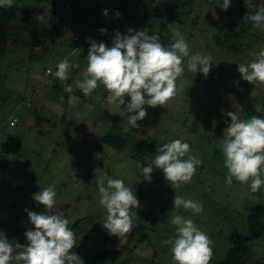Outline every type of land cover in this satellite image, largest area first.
Listing matches in <instances>:
<instances>
[{
  "label": "rangeland",
  "instance_id": "374dc122",
  "mask_svg": "<svg viewBox=\"0 0 264 264\" xmlns=\"http://www.w3.org/2000/svg\"><path fill=\"white\" fill-rule=\"evenodd\" d=\"M14 1L25 5L27 10L16 21L22 28L15 30L18 33L11 32L0 54V236L4 235L9 242L16 240L27 244L24 233L34 226L29 223L24 210L45 211L33 195L41 188L55 185L57 196L53 212H63L70 221L69 226L76 233L78 243L73 251L90 242L103 240L107 247L119 250V255L108 264H175L170 246L162 242L176 235V226L170 221L178 214L193 220L210 237L212 258L223 256L228 248L230 230L233 227L244 229L245 209L256 202L264 205V185L259 191L252 192L250 182L243 184L233 178L231 184L226 183L227 169L222 152L221 139L231 122L228 112H237L244 119L253 115L264 118V95L255 93L249 96L251 88L247 81L243 85L238 72V61L247 64L256 57L244 50L245 58H242V52L234 54L225 48L228 44H236L235 39L243 36L249 51L252 49L253 53H258L264 49V30L254 27L253 21L243 19L247 14L244 0H230L227 10L220 6L223 0H187L185 5L177 0H141L142 13L143 9L149 11L150 8L155 12L137 24L116 17L118 11L115 8H120L126 0ZM251 2L256 3L257 8L264 6V0ZM170 6L176 9L169 12L165 7ZM105 9L108 10L107 16L103 15ZM225 18L228 30L227 25L223 30L219 29L220 21ZM182 21H193L194 25L182 24ZM160 22H164L171 33L166 34L165 28L160 29ZM145 25L150 26L149 35H165L171 43L174 42L172 30H179L190 54L211 55L212 68L205 77L199 71H189L185 61V72L180 78L184 83L183 90L164 106L152 108L145 105L147 115L137 121L140 127L135 128L136 136L151 137L153 151L141 160H133L125 151H116L96 142L105 131H120L130 125L127 117L119 115V107L110 104L107 95L105 100L102 99V91L106 90L102 85L91 95L82 97L78 95L82 91L76 81L83 79L87 67V54H80V44L90 35L98 37L94 41L99 43L100 36L107 34L114 39L117 31L126 35L129 28L146 30ZM34 28L46 33L42 47L30 41V31ZM100 29L107 31L102 33ZM217 30H222L218 37ZM217 39L222 42L221 47L214 43ZM163 45L170 47L167 43ZM64 59L78 67L69 70L67 84L72 86V92L68 98L72 106L66 117L61 118L51 114L58 113L49 111L53 103L45 99L52 94L54 81H61L55 78L50 83L46 79V84H42L38 77L46 67L56 71L57 64ZM260 84L264 87V83ZM42 91L45 97L39 95ZM240 93L241 97H238ZM36 99L40 100L39 105L35 103ZM85 102L89 105L80 110ZM128 102L130 97H125V104ZM19 105V111L13 113L14 106L16 109ZM249 107H254V112L247 111ZM12 113H29L33 124L27 128L18 121L11 126L5 117ZM94 113L98 119L95 125ZM45 117L52 123L43 125ZM81 134L83 137L80 138ZM40 135L43 138H38ZM175 139L189 143V155L202 161L191 182L179 188L172 187L165 180L163 171L154 165L151 182L145 180L139 164L147 166L159 146ZM51 143L55 145L50 148ZM39 145L41 150L37 148ZM85 147L89 149L88 153L78 158ZM71 170L76 173L75 177ZM103 174L123 179L127 186L133 187L140 202V208L132 209V230L120 237L110 235L102 227L105 209L99 204L97 180ZM261 178L264 179V175ZM175 194L200 202L202 212L193 214L183 207H173ZM140 232L145 234L143 239L139 237ZM250 246L253 253L246 264H264V232L251 240Z\"/></svg>",
  "mask_w": 264,
  "mask_h": 264
},
{
  "label": "clouds",
  "instance_id": "9594fccd",
  "mask_svg": "<svg viewBox=\"0 0 264 264\" xmlns=\"http://www.w3.org/2000/svg\"><path fill=\"white\" fill-rule=\"evenodd\" d=\"M244 2L247 7L257 8L251 0ZM13 4L14 0H0V7H12ZM220 6L227 10L230 0H223ZM103 15H108L107 9ZM119 16L117 12L116 17ZM243 19L253 21L254 27L264 30V6L258 7L253 15L246 14ZM100 31L106 33L107 30ZM172 36L174 42L170 47H165L158 35L132 28L127 30L126 35L117 31L111 47L103 42L90 41L87 67L83 71V79L76 81L77 87L89 96L102 85L108 93L107 101L119 107V115L126 116L133 128H139L137 121L147 115L145 105L152 108L164 106L183 90L184 83L180 78L185 72V61L189 71H199L205 77L212 68L210 54H190L180 31L173 29ZM252 55L256 58L250 63L238 64V72L249 84L257 81L264 83V49ZM72 67L78 65L64 59L57 64L55 73L48 69V74L66 82ZM63 87L65 92H72L71 85L65 83ZM125 97H130L127 104ZM227 116L231 122L221 139L224 167L227 169L226 183L231 184L233 178L243 184L250 182V190L257 192L264 185L261 178L264 175V118L253 115L244 119L231 111ZM190 152L191 145L181 139L164 143L157 148L151 163L144 167L139 164L143 178L151 182L154 165L163 171L165 180L172 187L179 188L190 183L197 167L202 164L199 158L189 155ZM97 171L96 168L95 175ZM71 175L75 177L76 173L71 170ZM97 187L99 204L105 209L102 227L117 237L129 233L133 227L132 209L140 208L133 187L127 186L123 179L111 178L107 174L99 176ZM56 196L55 185L41 188L33 195L45 211L24 210L29 223L34 226L24 233L27 244L16 240L9 242L4 235L0 236V264H11L13 260L16 264H80V256L73 251L76 233L69 226L70 221L63 212H53ZM173 207H183L193 214L203 210L200 202L176 194ZM170 222L176 226V235L162 243L170 246L175 264H210L213 256L210 237L193 220L181 215H174Z\"/></svg>",
  "mask_w": 264,
  "mask_h": 264
},
{
  "label": "trees",
  "instance_id": "16d2710c",
  "mask_svg": "<svg viewBox=\"0 0 264 264\" xmlns=\"http://www.w3.org/2000/svg\"><path fill=\"white\" fill-rule=\"evenodd\" d=\"M115 1V0H112ZM180 2L183 5L188 4L187 0L185 2ZM252 3V2H251ZM141 0H126L125 3L121 5L120 8H115L116 11L120 12V16L123 17V20H129L131 23L137 24L144 20V18L149 17V14H154L155 9L150 8L149 11L147 9H143V13L141 11ZM256 4V3H252ZM246 9V13L248 15H253L257 11V8L247 7L244 5ZM169 12L174 11L176 7L170 6L165 7ZM25 5L19 4L14 1L12 7H0V54L4 50L5 46L8 43L9 35L11 32L18 33L15 30H19L22 28L20 24H18L17 18L19 15H23L26 12ZM150 19V18H149ZM182 24L187 22H181ZM159 28L164 29L165 23L160 22ZM189 26H193L194 22H188ZM146 30L150 29L149 25H145ZM164 31L166 34L171 33L169 28H165ZM216 37L219 36L218 33H215ZM191 35V32L189 33ZM100 36V35H98ZM46 33L37 28H34L30 31V41L33 45L37 47H42L45 44ZM160 42L162 44L167 43L171 44V40L167 38L165 35H160ZM98 39V37H96ZM93 35H90V38L87 41H83L82 50L80 54L83 56L87 54L88 48L90 47V41L96 40ZM104 41V42H103ZM113 39L110 38L107 34L103 37L100 36L99 42L105 43L107 46H110ZM214 43L218 46L222 45V42L218 39L214 41ZM232 50H235L234 44H228L227 47ZM55 73V71H53ZM56 77L51 75V80H54ZM66 82H56L52 84L53 92L51 94V98L56 102L63 106H65L68 98L69 92L64 91L63 85ZM102 95L106 96L108 93L102 91ZM61 96L63 99L61 100ZM12 114H7L5 117L8 122L12 118H16L12 116ZM12 116V117H11ZM16 121V120H15ZM206 122V121H205ZM137 130L133 128L131 125H128L123 130H107L102 133L97 141L99 145L105 144L116 151H125L126 155L130 159H138L141 160L146 154L151 153L153 151V139L151 137L139 138L136 136ZM71 145V144H69ZM71 148V146H69ZM89 149H84V151L79 155L83 156L88 153ZM75 153V151H74ZM76 154V153H75ZM75 156V155H74ZM4 160V158H2ZM8 161V159H6ZM5 161V162H6ZM264 232V205L260 202H256L251 204L245 209V225L244 229H239L238 227H233L228 236L227 243L228 248L225 250L223 256L219 258H212L210 261L212 264H246L247 259L253 253L252 248L250 246L251 240H255L259 238ZM140 238H144L145 234L142 232L139 233ZM76 241V245H77ZM75 245V247H76ZM74 247V248H75ZM81 258L80 264H108L109 261L115 259L119 255V250L113 247H107L106 243L103 240H97L90 242L88 244L83 245L80 249L76 251ZM11 264H16V261ZM22 264V262H21Z\"/></svg>",
  "mask_w": 264,
  "mask_h": 264
},
{
  "label": "crops",
  "instance_id": "0c3cea01",
  "mask_svg": "<svg viewBox=\"0 0 264 264\" xmlns=\"http://www.w3.org/2000/svg\"><path fill=\"white\" fill-rule=\"evenodd\" d=\"M224 21H220V26H219V29L220 28H222V30L224 29V27H226V25H227V30H228V20L225 18V19H223ZM226 21V22H225ZM250 24V23H249ZM234 26H235V24H234ZM236 27V26H235ZM222 30H217V32H215V33H218V34H220L221 32H222ZM242 37L243 36H239L238 38H236L235 40L237 41V43L236 44H234L235 45V50H232V49H230V48H228V49H226L227 51H230V52H233L234 54H239L240 52H242V54H241V56H242V58H245V51L244 50H246V52H247V54H249V55H252L253 54V52H254V50H250L249 51V48H248V46H245L244 45V40H242ZM218 46V45H217ZM218 47H221V46H218ZM218 51H220V50H218ZM243 61V60H242ZM242 61H238L239 63H241ZM52 72H53V70H52ZM239 78H241L240 76H239ZM38 79L40 80V81H43V82H41L42 84L43 83H45V80L46 79H48L49 80V82H50V80H51V75H49V74H46L45 72H44V69H43V72H42V74H39V77H38ZM241 81L243 82V85H244V83L246 82L245 80H243V79H241ZM240 81V82H241ZM48 82V83H49ZM51 83V82H50ZM49 83V84H50ZM46 84V83H45ZM245 84H247V83H245ZM251 89V91H250V93H249V96H250V94H255V93H258L259 95H264V89L262 90V89H260V88H264L263 87V85H261L260 84V82H253L252 84H247ZM50 86H51V84H50ZM237 93H238V91H237ZM242 93H240L239 94V96L238 97H241L240 95H241ZM39 95H41V96H43V97H45V92L44 91H42V93L41 94H39ZM79 96H82V97H84V94H83V92H81V93H79L78 94ZM237 95V94H236ZM237 97V98H238ZM28 98V97H27ZM45 99H47V101L48 100H50L51 101V103H53V106H52V108H49V111H51V112H53V111H55V112H57L58 114L56 115L55 113H51L54 117H61V118H64V117H66V113L67 112H70L71 111V107L70 106H72L71 104H70V102H69V98L67 99V102H66V104H65V106H63V105H61V104H59V103H56L52 98H51V95L49 96V98H48V96L47 97H45ZM102 99H104L105 100V98H104V96L102 97ZM255 102L256 103H259L257 100H255ZM35 103L36 104H40V100H37L36 99V101H35ZM242 103H244V101L242 100ZM56 104V105H55ZM69 104V105H68ZM85 105L80 109V106H79V104H78V107H79V109L80 110H83V109H85L86 108V106L87 105H89V104H87V102H85L84 103ZM58 106L60 107V109H58ZM241 108H242V106H240ZM245 107H248V106H245ZM17 108L19 109L20 108V105L19 106H17L16 107V109H15V106H14V108L12 109L13 111V113H15V112H17V111H19V110H17ZM123 109V108H122ZM17 110V111H16ZM247 111H253L254 112V107H249V109H246ZM27 111V110H26ZM44 112H48V111H44ZM96 112V111H95ZM104 114H105V112H103ZM71 114H74V113H71ZM100 115V114H99ZM12 116H14V117H16V121H14L13 123H10V121L12 120H10L9 121V124L12 126L15 122H18V121H21V123L22 124H24V125H26L27 126V128L28 127H30V125H32L33 124V120H32V116L29 114V113H24V114H13ZM11 116V117H12ZM94 116H95V118H94V125L95 124H98V119H97V117H96V115H95V113H94ZM52 119H53V117H51ZM101 118V117H100ZM6 119V118H5ZM43 125H46V124H49V123H52V122H50L46 117L45 118H43ZM93 121V120H92ZM226 121H228V119H226ZM24 122V123H23ZM35 124V123H34ZM84 128H86L87 129V126L86 125H82ZM90 129H92V127H90L89 128V130ZM1 130V129H0ZM47 130V129H46ZM79 131V130H78ZM82 132V131H81ZM37 135H39V133L37 134ZM88 136V135H87ZM38 137V136H37ZM49 137L50 138H52L53 140H54V137L53 136H51V135H49ZM81 137H83V135L81 134L80 135V138ZM38 138H43V136L42 135H40ZM57 144V143H56ZM54 143H51L50 145H49V147L51 148V147H54ZM39 150H41V145H39L38 147H37ZM38 153V152H37ZM29 162V161H28Z\"/></svg>",
  "mask_w": 264,
  "mask_h": 264
},
{
  "label": "built area",
  "instance_id": "2783aa9c",
  "mask_svg": "<svg viewBox=\"0 0 264 264\" xmlns=\"http://www.w3.org/2000/svg\"><path fill=\"white\" fill-rule=\"evenodd\" d=\"M48 69H49V68H47V67L44 69V72H45L46 74H48ZM15 120H16V118H12V120L10 121V123H13Z\"/></svg>",
  "mask_w": 264,
  "mask_h": 264
}]
</instances>
